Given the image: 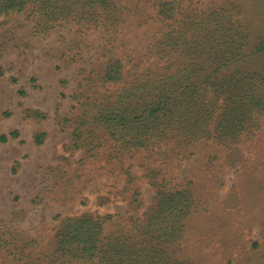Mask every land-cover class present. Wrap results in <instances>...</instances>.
<instances>
[{
  "label": "trees",
  "instance_id": "trees-1",
  "mask_svg": "<svg viewBox=\"0 0 264 264\" xmlns=\"http://www.w3.org/2000/svg\"><path fill=\"white\" fill-rule=\"evenodd\" d=\"M123 1L0 0V17L30 13L41 33L69 25L81 36L103 33L72 95L78 109L66 121L73 123L76 149L126 177L123 197L130 206L129 216L67 218L43 249L37 239L0 236V249L20 264H196L183 259V241L192 217L210 202L199 196L225 185V167L243 163L242 147L263 131L264 71L251 64L264 56V38L253 39L240 5L205 10L194 0H129L155 10L153 30L144 31L141 47L131 48L120 31L131 22ZM45 135L37 136L38 144ZM18 138L14 130L0 142ZM200 151L205 181L194 172L173 184L171 166ZM138 155L140 164L127 166ZM138 165L154 191L148 207L141 177L132 172Z\"/></svg>",
  "mask_w": 264,
  "mask_h": 264
},
{
  "label": "rangeland",
  "instance_id": "rangeland-1",
  "mask_svg": "<svg viewBox=\"0 0 264 264\" xmlns=\"http://www.w3.org/2000/svg\"><path fill=\"white\" fill-rule=\"evenodd\" d=\"M194 1L205 10L231 2L240 5L241 18L253 39L264 38V0ZM126 7L131 22L120 31L131 48L141 47L144 31L155 26L151 19L155 10L138 8L136 2ZM29 14L0 17V136L20 131V138L0 142V236L20 234L23 242L37 239L43 249L67 218L85 213L129 216L130 206L123 192L126 177L113 171L111 164L105 165L103 158L91 160L76 149L73 123L66 121L78 109L72 95L86 76L90 57L103 42V33L90 31L81 36L71 25L41 33ZM251 66L263 72L264 56ZM31 111L47 117H32ZM262 127L255 141L242 147L244 162L225 167V185L199 196L210 202L192 217L183 241V259L196 264H264V117ZM43 133L44 142L38 144L36 138ZM202 156L200 151L181 167L171 166L177 174L172 175L173 184L194 172L203 183ZM140 161L138 155L127 166ZM132 172L141 177L139 186L148 207L154 191L143 178L144 169L138 165ZM0 264L20 263L0 249Z\"/></svg>",
  "mask_w": 264,
  "mask_h": 264
}]
</instances>
